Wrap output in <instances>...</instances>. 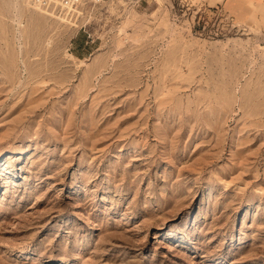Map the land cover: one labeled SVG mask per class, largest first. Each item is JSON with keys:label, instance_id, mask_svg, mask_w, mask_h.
Returning a JSON list of instances; mask_svg holds the SVG:
<instances>
[{"label": "rangeland", "instance_id": "obj_1", "mask_svg": "<svg viewBox=\"0 0 264 264\" xmlns=\"http://www.w3.org/2000/svg\"><path fill=\"white\" fill-rule=\"evenodd\" d=\"M207 2L0 0V264H264V25Z\"/></svg>", "mask_w": 264, "mask_h": 264}, {"label": "crops", "instance_id": "obj_2", "mask_svg": "<svg viewBox=\"0 0 264 264\" xmlns=\"http://www.w3.org/2000/svg\"><path fill=\"white\" fill-rule=\"evenodd\" d=\"M208 5H223L234 11L236 15L247 17L251 20L253 8L258 10L257 20L259 24L264 25V0H208ZM253 7V8H252Z\"/></svg>", "mask_w": 264, "mask_h": 264}, {"label": "built area", "instance_id": "obj_3", "mask_svg": "<svg viewBox=\"0 0 264 264\" xmlns=\"http://www.w3.org/2000/svg\"><path fill=\"white\" fill-rule=\"evenodd\" d=\"M44 9L53 12H59L64 16H70L71 10L78 9L88 5H99L105 0H36Z\"/></svg>", "mask_w": 264, "mask_h": 264}]
</instances>
